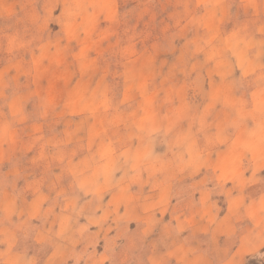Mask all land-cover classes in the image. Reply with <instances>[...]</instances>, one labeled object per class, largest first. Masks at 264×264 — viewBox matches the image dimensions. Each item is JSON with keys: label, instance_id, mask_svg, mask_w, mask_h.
Segmentation results:
<instances>
[{"label": "rangeland", "instance_id": "1", "mask_svg": "<svg viewBox=\"0 0 264 264\" xmlns=\"http://www.w3.org/2000/svg\"><path fill=\"white\" fill-rule=\"evenodd\" d=\"M0 223V264H264V0H0Z\"/></svg>", "mask_w": 264, "mask_h": 264}, {"label": "crops", "instance_id": "2", "mask_svg": "<svg viewBox=\"0 0 264 264\" xmlns=\"http://www.w3.org/2000/svg\"><path fill=\"white\" fill-rule=\"evenodd\" d=\"M63 147L64 146L60 145V150L64 149ZM6 226H9L10 229L12 227L10 226V224H6ZM3 227H5V225L0 223V228ZM2 239L3 238L0 236V252L7 254L8 251L7 244L5 242L4 243L1 242ZM184 246L185 245L183 243L174 246V249L178 251V252L176 251L177 254L175 255L171 253L172 255H174V260L170 262L171 257H168L167 261H164L163 264H211L213 256L209 250L205 249L203 251H196V247L193 244L192 247L189 245L188 247L183 248ZM97 254L98 256H101L102 252H98ZM50 258H53L52 254L50 255ZM24 259L31 262L32 257L28 254L27 256L24 257ZM50 260L47 259V262H49ZM3 261H7V257H4Z\"/></svg>", "mask_w": 264, "mask_h": 264}]
</instances>
